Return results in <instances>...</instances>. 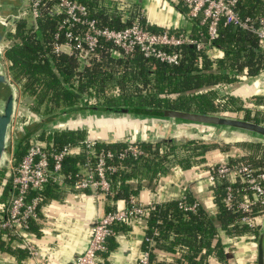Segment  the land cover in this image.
<instances>
[{
    "label": "trees",
    "instance_id": "1",
    "mask_svg": "<svg viewBox=\"0 0 264 264\" xmlns=\"http://www.w3.org/2000/svg\"><path fill=\"white\" fill-rule=\"evenodd\" d=\"M77 1L87 6L89 17L96 19L101 26L118 29L132 21V15L122 20L123 12L133 6L126 0ZM235 10L240 17L255 19L264 13V0H237ZM54 21V17L44 13L35 19L34 26L28 25L23 18L15 19L13 28L7 32L9 44L3 50L7 73L11 81L18 85L20 95L27 98L30 111L37 114L40 123L38 135L45 142L59 147L84 140L83 130L50 128L57 116L81 110L108 113L111 108H123L124 113L138 111L156 116H161L166 108L211 114L241 113V118L245 120L264 124V95L254 96V105L246 106L231 94L221 92L226 85L264 70V51L260 50L256 37L244 29L219 23L216 37L209 43L202 42V48L186 44L169 48L178 56L175 64L144 57L137 49L124 56H114L109 52V45L104 43L96 57L91 58L88 64L80 65L73 54L53 51ZM189 35L200 41L204 38L205 27L199 18H193ZM27 129L26 135L30 131ZM234 143L252 148V152L241 158L229 159L228 164L242 161L264 169V150L259 156L254 152L258 143L243 139ZM126 144L117 141L94 142L93 145L95 151L102 149L113 153L106 160L115 167L113 172L106 174L112 191L108 196L112 200H127L137 193V188L129 184L132 178H155L173 163L188 167L194 162H204L206 152L214 148L225 151L230 142H204L199 138L136 142L141 151L137 156L125 153L118 158L117 153ZM24 149L20 148V143L15 144L14 156L19 159ZM83 159L84 153L79 151L62 161L61 171L68 176V183L74 179V173ZM3 175V169H0V179ZM212 184L216 206L212 216L198 205L193 211L181 209L178 207L179 199L156 203L145 216L144 236L151 237L155 232L152 240L156 244L167 242L168 249H171L170 245L182 247L184 264H207L206 257L211 253L225 262L220 231L233 236L253 235L255 239L258 230L239 222L236 203L244 198L243 183L235 180L229 184L233 194L230 206L223 201L227 182L216 179ZM8 185L9 180L2 188L0 201L6 198ZM41 196L39 205L47 198H58L59 192L55 186L47 184ZM183 200L193 202L187 194H184ZM30 229L38 232L33 222ZM212 237H216L213 246L210 245ZM12 239L9 231H1L0 251L16 256L19 261L26 257V252L24 248L12 244ZM145 244L143 241L142 247ZM150 247L152 249V243Z\"/></svg>",
    "mask_w": 264,
    "mask_h": 264
},
{
    "label": "built area",
    "instance_id": "2",
    "mask_svg": "<svg viewBox=\"0 0 264 264\" xmlns=\"http://www.w3.org/2000/svg\"><path fill=\"white\" fill-rule=\"evenodd\" d=\"M176 1L186 8L189 18H199V22L205 27L204 38L207 43L216 37L219 23L231 24L253 34L260 50L264 51V13L255 19L240 17L235 10L237 0ZM26 10L31 13L33 24L42 13L55 18L53 51L73 54L80 65L88 64L91 58L96 57L98 49L104 43L109 45V52L114 56H124L137 49L144 57L170 64L177 63L178 56L169 48L182 44L194 45L196 49L203 47L200 39L186 33H173L165 29L147 30L138 18L118 29L101 26L96 19L89 17L87 6L77 0H27ZM26 10H21L18 16ZM2 25L3 34L7 38V32L11 31L13 25L8 28L7 24ZM93 145L94 141L87 139L74 144L65 143L59 147L41 139L28 141L18 161L14 166H9L7 173L0 179V194L9 180L6 198L0 201V232L9 231L12 240L24 248L27 258L36 261L38 257L36 233L30 229V224L39 221L41 191L47 184H52L61 193H75L83 189H91L98 195L112 193L106 174L113 172L115 167L106 160L113 153L102 149L95 151ZM79 151L84 153V159L74 173V179L68 183V176L61 171L62 161L66 156ZM140 152L135 142H127L125 148L117 153V157L121 158L125 153L135 157ZM207 179L211 183L216 179L227 182L223 197L227 206L233 201L229 184L235 180L242 182L243 192H249L251 198H243L236 203L240 213L239 222L251 229L257 228L256 218L264 210V169L242 161L228 164L226 159H222L209 166ZM196 206L194 201L186 203L183 197L179 198L178 207L183 210L193 211ZM151 208L152 205L141 206L130 196L125 206L113 208L96 217L90 225L87 244L77 254L74 264H104L106 241L114 233L113 226L130 223L138 217L145 218ZM155 235L153 232L152 236ZM152 236L143 237L146 244L140 249L135 264H150ZM1 237L4 238L5 234L2 233Z\"/></svg>",
    "mask_w": 264,
    "mask_h": 264
},
{
    "label": "crops",
    "instance_id": "3",
    "mask_svg": "<svg viewBox=\"0 0 264 264\" xmlns=\"http://www.w3.org/2000/svg\"><path fill=\"white\" fill-rule=\"evenodd\" d=\"M126 1L133 6L123 12L122 20L132 15V20L138 18L140 24L147 29L154 31L165 29L173 33L189 35L193 19L186 15V8L176 0ZM13 4L14 0H0V73L4 75L11 87L14 103L16 98L18 100L22 96L18 85L11 81L7 73L3 50L9 44V40L4 36V28H2L4 19L8 18L13 11ZM18 12L20 13V7ZM13 21L14 19L8 21L6 27H11ZM3 39H6L5 43L2 42ZM218 54L220 55L219 52ZM221 92L231 94L244 102L246 106H253L254 96L264 95V70L226 85ZM238 114L241 115V113ZM82 119L85 120L83 125L80 124ZM54 123L63 124L64 127L61 129L83 130L85 139L94 142L136 143L163 141L166 138L174 141L191 138H199L204 142L229 141L230 144L225 151L214 148L206 152L204 162H194L188 167L173 163L164 173L155 178L129 180L132 188H137V193L131 197L143 207L179 199L187 194L211 216L215 213L216 206L214 184L207 179L209 166L222 159L241 158L252 152V148L234 143L239 139L249 143H258L259 146L254 151L256 156L264 150V140L219 129H215V132H208L209 127L167 120L162 117V113L161 116H156L138 111L101 113L95 110H81L72 114H61L55 118ZM216 131L222 134H217ZM223 133L229 139L221 140V137H226ZM3 171L5 174L8 169L4 168ZM58 192V198H47L38 209L39 221L35 223L38 228L36 261L27 257L17 261L16 256L0 251V264H70L72 257L85 247L93 220L108 210L125 206L126 203L124 199L112 200L108 195H98L91 189H83L75 193H61L58 189ZM249 198H251L250 195H244V199ZM263 218L264 210L256 218L257 230ZM145 226L144 217L135 218L130 223L116 224L114 233L106 241L107 251L103 254L104 264H135L136 257L142 248ZM220 240L224 249L225 262L219 261L211 253L206 257L207 264H255L253 235L233 236L220 231ZM152 241L151 264H184L181 259L182 247L170 245L171 249H168L166 245L169 243L163 242L164 245H158L155 240ZM215 241L216 237H212L210 245L213 246ZM13 243L21 248L15 241H12Z\"/></svg>",
    "mask_w": 264,
    "mask_h": 264
},
{
    "label": "water",
    "instance_id": "4",
    "mask_svg": "<svg viewBox=\"0 0 264 264\" xmlns=\"http://www.w3.org/2000/svg\"><path fill=\"white\" fill-rule=\"evenodd\" d=\"M21 2L22 0H14L13 11L10 16L4 20L5 24H7L11 19L15 20L19 18L18 8L20 7ZM23 15L24 14L20 17L23 18ZM30 25H33V23ZM205 41L206 39L202 38V42ZM10 88L11 87L6 81L4 75L0 73V96L2 97V107L0 110V157L5 148L6 130L13 111V93ZM110 112L123 113L125 112V109L111 108ZM162 117L167 120L245 134L255 139L264 140V124L245 120L241 117L167 108L162 110ZM84 248L81 251H83ZM76 256L77 254L72 257L70 264H74ZM255 264H264V218L258 228L255 238Z\"/></svg>",
    "mask_w": 264,
    "mask_h": 264
},
{
    "label": "rangeland",
    "instance_id": "5",
    "mask_svg": "<svg viewBox=\"0 0 264 264\" xmlns=\"http://www.w3.org/2000/svg\"><path fill=\"white\" fill-rule=\"evenodd\" d=\"M26 3L27 0H22L20 3V11L21 10H26ZM23 19L26 21L28 25L33 23V18L31 13L26 10ZM2 42H6V39H3ZM17 95V93H16ZM2 98H0V110L2 107ZM27 99L25 97H20L18 100L17 98L14 100L13 103V111L11 115L10 122L7 126L6 130V138H5V148L4 151L2 152V155L0 157V169L8 168L9 166H14V164L18 161V158H16L13 154L15 150V144L20 143V148H24L28 141H32L34 139H40L39 138V133L40 129L38 128V122L39 119L37 114L33 113L30 111V109L27 106ZM217 115H226V116H233V117H241V115L233 114V113H222V112H217L215 113ZM36 121V122H35ZM85 120H80V124L83 125ZM50 128L57 129V128H63V124H58L54 123L50 125ZM26 128L27 130L30 129L28 132V135L25 134ZM208 132H215V128H207ZM27 132V131H26ZM46 132V130H45ZM217 133V131H216ZM25 134V135H24ZM217 134H222L221 132ZM223 136H226L225 133H223ZM229 139L227 136L226 137H221V140ZM264 168V165H263Z\"/></svg>",
    "mask_w": 264,
    "mask_h": 264
}]
</instances>
